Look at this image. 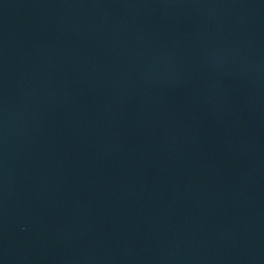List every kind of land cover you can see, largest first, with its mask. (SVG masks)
Here are the masks:
<instances>
[{"label":"water","instance_id":"95a60500","mask_svg":"<svg viewBox=\"0 0 264 264\" xmlns=\"http://www.w3.org/2000/svg\"><path fill=\"white\" fill-rule=\"evenodd\" d=\"M0 264H264V0H0Z\"/></svg>","mask_w":264,"mask_h":264}]
</instances>
